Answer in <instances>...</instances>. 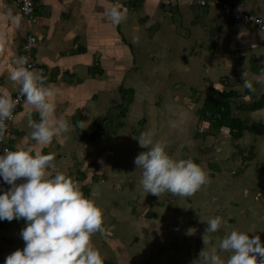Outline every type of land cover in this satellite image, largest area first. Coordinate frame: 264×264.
I'll use <instances>...</instances> for the list:
<instances>
[{
	"label": "crops",
	"instance_id": "1",
	"mask_svg": "<svg viewBox=\"0 0 264 264\" xmlns=\"http://www.w3.org/2000/svg\"><path fill=\"white\" fill-rule=\"evenodd\" d=\"M116 2L36 0L35 18L31 20L14 0H0V87L7 88L13 95L19 90V82L9 79V73L16 67L17 59L26 56L24 48L28 36L35 37L37 45L30 50L36 62L46 69V82L56 90V115L63 116L70 124L81 119L87 121L84 128H72L59 138H54L50 144L36 147L43 153H53L55 171L65 172L78 180L83 193L90 198L93 194L91 187L96 184H92L94 171L99 159L103 158L101 153L108 158V151H104L108 146L102 147L99 153L102 144L98 142V133L106 135L105 139H115L120 130L119 139L121 133L126 136L131 131L130 137L139 138L142 132L151 131L155 139L158 137L157 127L160 130L168 121L164 119V105L157 103L160 95L178 97L176 104H180L181 94L188 96L181 108H189L194 115L186 116L185 121L204 129V117L196 108L200 107L201 111L206 98L212 96V90L220 89L223 82H229L232 89L240 93L239 100L242 99L244 103L264 100V84L257 83L255 79L264 69V31L256 25L242 23L233 14L232 17L227 16L222 7L213 3L205 8L200 7L196 0H118L126 7L127 14L121 23L114 24L107 12ZM233 2L234 12L254 14L264 21V0ZM196 6L205 9L202 18L193 16L192 9ZM174 11L185 19L184 31L189 34L188 41L174 25ZM188 44L200 46L199 54L191 58L192 63L188 66H173L170 50H176L178 46L184 50ZM187 52L191 53L190 50ZM161 65L169 67L163 68ZM246 68L248 78L253 80L256 87L254 93H249L242 84L241 73ZM180 71L192 76L181 77ZM178 80L192 81L180 83ZM135 94H145L142 98L144 102L152 94L153 100L157 101L153 103L156 105V115L150 117V121L135 120L141 113L139 99L134 101ZM30 112L33 119H40L39 113L24 101L11 123L8 135L11 149L35 144L31 137L33 129L28 125ZM235 113L244 119L249 118L252 124L264 125V106L253 113ZM254 114L259 116V120L255 119ZM114 122L120 129L111 125ZM105 127L112 129V133L106 134ZM138 127L145 128L137 133ZM101 128L104 131L100 132ZM247 133L249 136L255 134ZM201 135L205 140V133ZM244 136L246 133L242 138ZM256 136L259 139L264 137L260 134ZM201 138L198 135L197 143H202ZM189 149L185 148L186 151ZM180 150L178 152L182 153ZM86 154L93 160L91 163L86 164L87 159L83 157ZM109 154L111 157L112 154ZM133 168L141 179L142 169ZM24 179L20 178L18 183ZM9 187L0 177V194ZM26 223L24 219L0 220V264L11 252L24 247L25 241L20 232ZM232 223L233 220L230 221ZM259 236L264 242V233ZM111 247L115 249L117 246Z\"/></svg>",
	"mask_w": 264,
	"mask_h": 264
},
{
	"label": "rangeland",
	"instance_id": "2",
	"mask_svg": "<svg viewBox=\"0 0 264 264\" xmlns=\"http://www.w3.org/2000/svg\"><path fill=\"white\" fill-rule=\"evenodd\" d=\"M214 1L208 0L209 3ZM228 3L234 6L233 0ZM200 7L196 6L192 9L193 16L198 19L205 13L203 12L205 9L202 10ZM174 13V25L178 27V33L181 31L188 41L189 34L184 31L185 19L180 18L177 11ZM178 42L184 45L180 40ZM173 44L175 46V41ZM198 47L200 48L196 44H188L185 45L184 50L180 46L176 47V50H170V62L173 61L171 64L176 67L190 65L191 58L199 54ZM188 50L191 53L194 51L192 57H189L191 53L187 52ZM163 51L167 50L163 49ZM184 55L186 57H183ZM160 67L169 66L161 65ZM181 71V77L192 76ZM178 81L188 83L192 80ZM144 95L135 94L134 101L139 99L142 108L139 109L141 113L135 120L149 119L150 121V117L156 115L157 109L153 103L157 101L153 100L151 94L144 102L142 99ZM184 96L180 95L183 100L180 104H176L179 102L176 96L167 94L159 96L157 103L160 106L164 105L166 114L164 119L167 118L168 121L163 125L160 124L162 125L160 130L157 127L158 135L156 136L158 137L154 140L166 141L167 150L171 155L175 154L177 159L190 158L189 154L193 153L191 159L205 165L203 168L211 179L191 196H181L166 191L159 197L147 192L141 183L138 184L140 176L133 168L137 167L135 157L147 150L140 145L138 138L121 133L118 139L120 130L115 139H105L106 135L98 133L100 135L98 142L102 144L99 153L102 152V147L108 146L104 150L108 151V158L105 153H101L103 158L99 159L97 169L94 171L92 184L95 182L96 184L91 187V193L93 192L91 198L94 201L96 198L95 202L102 206L104 223L108 232L104 234L105 236L97 232L93 235L92 242L102 255L106 256L105 262L110 264H195L197 261V264H204L202 260H199L200 251L206 248L203 234L207 228V220L216 215L222 216L228 223L217 233L210 234L211 236H223L226 231L230 232L233 228L247 230L250 236L264 233V137L259 139L257 134L249 136L246 132V137L242 139L235 137L238 134H234L235 138H233L228 128L219 133L211 125L209 126V120L206 118L203 119L205 129L202 126H196L193 122L191 124L185 121L186 116L194 114L193 111L189 112V108H181L182 103L188 100L186 99L188 96ZM243 103L242 99L238 100L234 104V110L236 105ZM196 109L199 113L200 107ZM254 116L256 120H259L258 115L254 114ZM172 122H176L177 126L173 127ZM111 125L120 129L116 122ZM145 127H138L137 133ZM105 130L106 134L112 133V129L105 127ZM202 133H205V140L201 138ZM198 135L203 139L202 143H197ZM189 147L190 149L186 151L185 148ZM180 149L182 153L178 152L181 151ZM83 157L87 159L86 164L93 161L88 154ZM96 178L99 182L95 181ZM184 210H186L185 213L181 212ZM232 220L233 223L230 224ZM190 229H192L191 232ZM111 245L117 247L113 249ZM212 245L213 241L210 239L208 247L211 248Z\"/></svg>",
	"mask_w": 264,
	"mask_h": 264
},
{
	"label": "clouds",
	"instance_id": "3",
	"mask_svg": "<svg viewBox=\"0 0 264 264\" xmlns=\"http://www.w3.org/2000/svg\"><path fill=\"white\" fill-rule=\"evenodd\" d=\"M107 14L112 23L119 24L126 18L127 9L117 0ZM42 72L28 66L27 56H20L9 73V79L20 84L18 95L14 97L7 88L0 87V142L8 134L7 121L14 118L21 99L40 117L35 120L29 113L28 125L33 129L31 137L35 144L5 148L0 154V177L11 186L0 194V220L27 222L20 232L24 247L7 255L3 264H105L102 253L92 242L97 232H108L103 209L83 193L78 180L55 171L53 153H43L36 147L50 144L72 128H84L87 122L81 119L70 124L56 115L57 93ZM241 76L243 86L254 93L256 87L248 78L247 68ZM255 79L264 84V69ZM172 126L176 127V122ZM138 140L147 149L135 157L137 169H142L140 183L147 192L159 197L166 191L191 196L210 181L199 163L191 158H175L167 150L166 141L154 140L151 131L142 132ZM20 178L25 179L18 183ZM227 223L220 215L207 220L203 234L206 248L200 251L199 260L204 264H264L261 259L264 242L259 235L250 236L249 231L235 228L223 236L210 235Z\"/></svg>",
	"mask_w": 264,
	"mask_h": 264
},
{
	"label": "trees",
	"instance_id": "4",
	"mask_svg": "<svg viewBox=\"0 0 264 264\" xmlns=\"http://www.w3.org/2000/svg\"><path fill=\"white\" fill-rule=\"evenodd\" d=\"M208 1V0H207ZM208 6V5H206ZM205 6V7H206ZM212 96H208L204 102L203 109L199 112L203 118L204 111H208L212 115V119L209 120L211 127L220 131L228 128L233 135V138L241 139L246 132H254L255 134L264 135V125L259 123L252 124L250 119H244L243 117L236 115L235 111H245V113H253L262 109L264 106V100L256 101L252 103H243L238 105L234 110V104L236 100L240 99L241 95L235 89L229 85V82H223L220 89H213ZM104 131V128L100 129V132ZM238 136L234 137V133ZM131 135V131L127 136ZM105 264H108L105 262Z\"/></svg>",
	"mask_w": 264,
	"mask_h": 264
},
{
	"label": "built area",
	"instance_id": "5",
	"mask_svg": "<svg viewBox=\"0 0 264 264\" xmlns=\"http://www.w3.org/2000/svg\"><path fill=\"white\" fill-rule=\"evenodd\" d=\"M21 8L22 12L29 17V19L34 20L35 18V1L36 0H28V2L26 3V0H14ZM199 4H201L202 6H206L209 4V2L207 0H198ZM213 4L222 7L224 13L226 14H233L234 18L242 23L245 24H254L257 27H259V29L264 30V21L263 19L259 18L256 15L253 14H249L246 12H234L233 7L231 6L230 3L228 2H224L222 0H215L213 2ZM37 45V41L35 37L32 36H28L27 38V44L26 47L24 48V52L25 55L28 57V66L32 67V68H37V69H42L43 72L42 74L46 76L47 71L44 67L40 66L35 58L32 56L31 53V48L33 49L34 47H36ZM19 90L13 95L14 97L16 95H18ZM24 99H21L20 103L17 104V107L14 111V118L12 120L7 121V123L9 124V130H8V134L5 136V139L0 142V154H3L4 149L5 148H11L9 143H8V135H9V131H10V127H11V123L13 122V120L15 119V116L17 115V112L20 108V106L22 105V103L24 102Z\"/></svg>",
	"mask_w": 264,
	"mask_h": 264
},
{
	"label": "water",
	"instance_id": "6",
	"mask_svg": "<svg viewBox=\"0 0 264 264\" xmlns=\"http://www.w3.org/2000/svg\"><path fill=\"white\" fill-rule=\"evenodd\" d=\"M203 117L206 118V119H208V120H211L212 119V115L208 111H204Z\"/></svg>",
	"mask_w": 264,
	"mask_h": 264
},
{
	"label": "flooded vegetation",
	"instance_id": "7",
	"mask_svg": "<svg viewBox=\"0 0 264 264\" xmlns=\"http://www.w3.org/2000/svg\"><path fill=\"white\" fill-rule=\"evenodd\" d=\"M191 154H193V153H190V154H189V157H190V158H191ZM192 159H193V158H192ZM193 160L196 161V162H198V163L201 165V162H199V161H197V160H195V159H193ZM201 166H202V167H205V165H204L203 163H202ZM192 207H193V206H192ZM185 211H186V210L181 211V212L185 213ZM190 211H191V210H190ZM190 211H189L188 213H190ZM188 213H187V214H188ZM104 259H106V257H104ZM106 263H108V262H106ZM108 264H110V263H108Z\"/></svg>",
	"mask_w": 264,
	"mask_h": 264
},
{
	"label": "bare ground",
	"instance_id": "8",
	"mask_svg": "<svg viewBox=\"0 0 264 264\" xmlns=\"http://www.w3.org/2000/svg\"><path fill=\"white\" fill-rule=\"evenodd\" d=\"M232 5V4H231Z\"/></svg>",
	"mask_w": 264,
	"mask_h": 264
}]
</instances>
